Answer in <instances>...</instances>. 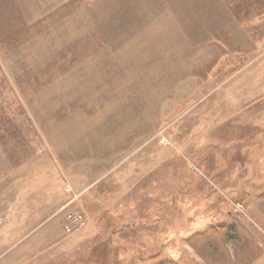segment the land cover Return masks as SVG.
<instances>
[{"label": "rangeland", "instance_id": "obj_1", "mask_svg": "<svg viewBox=\"0 0 264 264\" xmlns=\"http://www.w3.org/2000/svg\"><path fill=\"white\" fill-rule=\"evenodd\" d=\"M262 1L0 0V264H264Z\"/></svg>", "mask_w": 264, "mask_h": 264}, {"label": "built area", "instance_id": "obj_2", "mask_svg": "<svg viewBox=\"0 0 264 264\" xmlns=\"http://www.w3.org/2000/svg\"><path fill=\"white\" fill-rule=\"evenodd\" d=\"M77 209H75V210H72V211H69V214H68V223H67V225H66V228L68 229V231L69 230H72V228H73V225L71 224L72 222H74V224H77L78 222L77 221H79V222H82L83 221V218H82V213L80 212V211H76ZM80 218H81V220H80Z\"/></svg>", "mask_w": 264, "mask_h": 264}, {"label": "crops", "instance_id": "obj_3", "mask_svg": "<svg viewBox=\"0 0 264 264\" xmlns=\"http://www.w3.org/2000/svg\"><path fill=\"white\" fill-rule=\"evenodd\" d=\"M260 4V3H259ZM262 6H263V8H262V12L260 13V12H258V15L256 16V17H258V19H262L263 20V17H264V0L262 1ZM257 12V11H256ZM264 21V20H263ZM253 30H258V28H254ZM260 30V29H259ZM263 30H264V28H263ZM251 33H252V35H254L255 33H253L252 32V28H251V30H249ZM259 37H264V31H263V33L259 36Z\"/></svg>", "mask_w": 264, "mask_h": 264}]
</instances>
